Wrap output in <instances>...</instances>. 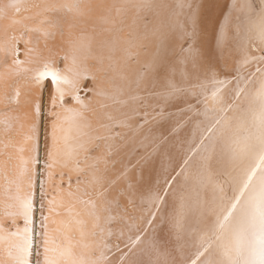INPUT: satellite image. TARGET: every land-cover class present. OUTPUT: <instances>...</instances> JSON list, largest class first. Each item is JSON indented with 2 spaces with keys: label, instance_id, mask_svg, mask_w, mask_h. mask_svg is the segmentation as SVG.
Masks as SVG:
<instances>
[{
  "label": "snow or ice",
  "instance_id": "1",
  "mask_svg": "<svg viewBox=\"0 0 264 264\" xmlns=\"http://www.w3.org/2000/svg\"><path fill=\"white\" fill-rule=\"evenodd\" d=\"M0 0V264H264V0Z\"/></svg>",
  "mask_w": 264,
  "mask_h": 264
},
{
  "label": "bare ground",
  "instance_id": "2",
  "mask_svg": "<svg viewBox=\"0 0 264 264\" xmlns=\"http://www.w3.org/2000/svg\"><path fill=\"white\" fill-rule=\"evenodd\" d=\"M211 2H212L213 4H218V5H220V7H217V8L215 9V17L218 18V17H219V14H220V12H221V10H222V5L225 4V3H228L229 0H211Z\"/></svg>",
  "mask_w": 264,
  "mask_h": 264
}]
</instances>
